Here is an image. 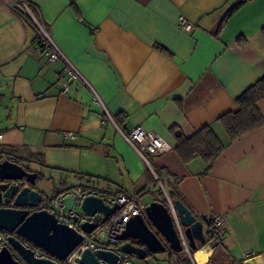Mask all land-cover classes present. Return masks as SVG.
Masks as SVG:
<instances>
[{"label":"crops","instance_id":"crops-1","mask_svg":"<svg viewBox=\"0 0 264 264\" xmlns=\"http://www.w3.org/2000/svg\"><path fill=\"white\" fill-rule=\"evenodd\" d=\"M16 1L0 0V145L40 156L43 166L35 164L56 194L91 186L132 195L151 177L116 127L159 134L171 150L154 156L153 165L179 178L173 190L181 201L205 223L225 218V235L203 264L247 258L264 264V125L229 144L218 121L264 75V0L242 6L218 35L235 0H22L30 5L26 27L11 9ZM29 14L115 125L87 89L73 83L60 91L63 65L37 51ZM180 17L192 24L191 33L178 25ZM258 109L264 119V99ZM206 125L226 145L208 170L200 158L180 159L173 132L188 137ZM200 248L187 253L192 264H200Z\"/></svg>","mask_w":264,"mask_h":264},{"label":"built area","instance_id":"built-area-1","mask_svg":"<svg viewBox=\"0 0 264 264\" xmlns=\"http://www.w3.org/2000/svg\"><path fill=\"white\" fill-rule=\"evenodd\" d=\"M15 5L25 14L29 13V4L22 0H17L11 5L13 11ZM29 16L36 32V40L39 44L37 51L45 56L47 61L62 63L63 65L61 78L58 82L60 91L66 93L73 83H76L79 88L87 89L92 96V101L104 111L108 120L114 124L112 117L108 115L105 110L103 101L96 94L92 86L54 43L41 22L36 20L30 14ZM178 25L188 33H191L193 30L192 24L187 22L183 17L179 18ZM116 129L136 152L147 175L151 177V181H146V184L141 191L132 195L124 193L113 195L91 186H75L56 194L52 200L42 198L37 209H44L52 213L59 223L66 224L74 232L80 235L81 242L64 260H59L51 256L49 253L35 247L27 240L16 237L25 247L34 252L36 258L46 259L52 261L54 264H80L77 260L85 250L106 251L115 255L116 258L114 264H130L131 258L135 257L134 255L125 254L121 251L120 248L124 242L121 241L119 237L126 229L128 221L136 215L143 214L146 206L151 201L162 203L172 214L181 236V243L188 253L187 242L181 233L176 212L174 210L173 200L170 197V191L171 189L173 190V187L175 183L178 182L179 178L174 177L163 170L157 169L153 165L152 160L154 156L171 150L170 144L159 134L144 130L140 126L131 127L126 131H122L117 127ZM66 137L72 140L77 138V136L72 133H66ZM1 139L2 134H0V141ZM147 193L151 194L153 197L150 202H146L143 199L144 195ZM67 197L73 199V205L69 211L65 209L63 204V200ZM89 197L100 199L109 209L115 206L116 209L108 216H105L99 211L87 213L82 210L81 206L83 201ZM194 214L196 215V213ZM196 217L202 221L197 215ZM204 224L206 225V234L208 237L204 246H208L212 252L220 244L225 235V218L221 215H216L211 218L210 222ZM83 225L92 226L93 229L87 233L83 231ZM9 237V233L0 230V251L2 249H7L11 253L12 258L17 261L18 264H26L10 245ZM245 262L251 263L250 259L247 258L236 261L235 264H244ZM99 263L108 264L103 260H99Z\"/></svg>","mask_w":264,"mask_h":264},{"label":"water","instance_id":"water-1","mask_svg":"<svg viewBox=\"0 0 264 264\" xmlns=\"http://www.w3.org/2000/svg\"><path fill=\"white\" fill-rule=\"evenodd\" d=\"M37 177V172L30 168L25 169L7 159L0 160V230L10 234V245L26 264H54L52 261L36 258L34 252L16 238L27 240L59 260H64L81 242L80 235L66 224L59 223L52 213L37 209L41 199L45 198L37 188V183L40 181ZM66 189L69 188L58 193ZM63 204L69 211L73 199L67 197L63 200ZM173 205L181 233L189 249L194 251L198 246H204L206 243L203 231L204 220L198 219L180 200H174ZM81 208L87 213L99 211L108 216L116 206L109 209L100 199L89 197L83 201ZM82 229L88 233L93 227L83 225ZM119 238L124 242L121 251L134 255L142 261L152 254L165 251L166 245L175 253L185 251L172 214L157 201H151L143 214L132 217ZM115 258L110 252L85 250L77 262L100 264L99 260H103L108 264H114ZM0 264H18V262L12 258L7 249H2Z\"/></svg>","mask_w":264,"mask_h":264},{"label":"trees","instance_id":"trees-1","mask_svg":"<svg viewBox=\"0 0 264 264\" xmlns=\"http://www.w3.org/2000/svg\"><path fill=\"white\" fill-rule=\"evenodd\" d=\"M250 1L252 0H235V3L223 15L214 32V35H218L230 17ZM14 11L23 19H26V14L16 5L14 6ZM262 99H264V75L236 98L235 111L227 112L218 118L219 123L228 137L229 144L237 141L240 137L253 131L254 129L264 125V119L258 109V102ZM173 132L176 140L175 151L180 159L184 162H188L195 157L200 158L201 161L206 164V170L211 167L213 162L220 156L226 147V145L219 140L209 125L198 129L188 137L184 136L178 130H174ZM4 159L19 164L25 169H29V166L27 164L24 165V162L39 163L43 166L42 158L36 154L30 153L26 147H7L0 145V160ZM37 174V179H41L42 175L38 172ZM170 197L173 201H181V198L172 189L170 191ZM210 221L211 219L208 222ZM205 237L207 240V234ZM200 247L201 246H198V248ZM165 251L168 254L166 259L168 264H192L188 256L183 255L182 252H172L167 245ZM195 251L196 250L193 252ZM193 252H191V255ZM211 263L212 261L208 264Z\"/></svg>","mask_w":264,"mask_h":264},{"label":"rangeland","instance_id":"rangeland-1","mask_svg":"<svg viewBox=\"0 0 264 264\" xmlns=\"http://www.w3.org/2000/svg\"><path fill=\"white\" fill-rule=\"evenodd\" d=\"M17 5V4H16ZM19 8V7H18ZM20 20L22 22V24L26 27V23L23 21L22 17H20ZM2 88L0 87V93H2ZM4 103L0 102V114H2L3 108H4ZM24 165H28L30 170L32 171H39L42 173L43 177L42 179L37 183V188L41 191V193L43 194V196L48 199V200H52L55 196V192L56 189L58 188L57 186H55L52 183L51 178L49 177L48 173H46V171H44L40 166H38L35 163H23ZM143 199L146 202H150L153 197L151 194L147 193L146 195H144ZM205 233V232H204ZM193 252L192 250H190V253ZM183 255L187 256V252L183 251L182 252ZM193 254V253H192ZM167 252L163 251V252H158L155 254H152L151 256H149L145 261L139 260L137 258H131L130 260V264H168L166 259H167ZM192 257V255H191Z\"/></svg>","mask_w":264,"mask_h":264},{"label":"bare ground","instance_id":"bare-ground-1","mask_svg":"<svg viewBox=\"0 0 264 264\" xmlns=\"http://www.w3.org/2000/svg\"><path fill=\"white\" fill-rule=\"evenodd\" d=\"M211 250L208 246H203L202 248H200V250H198V252L196 253V258L198 260V262L200 264H203L207 257L210 255Z\"/></svg>","mask_w":264,"mask_h":264},{"label":"flooded vegetation","instance_id":"flooded-vegetation-1","mask_svg":"<svg viewBox=\"0 0 264 264\" xmlns=\"http://www.w3.org/2000/svg\"><path fill=\"white\" fill-rule=\"evenodd\" d=\"M146 224L148 225V227L149 228H151V226L148 224V222L146 221ZM188 246V245H187ZM186 251V250H185ZM189 252H190V249H189V247H188V254H189ZM151 256V255H150Z\"/></svg>","mask_w":264,"mask_h":264},{"label":"clouds","instance_id":"clouds-1","mask_svg":"<svg viewBox=\"0 0 264 264\" xmlns=\"http://www.w3.org/2000/svg\"><path fill=\"white\" fill-rule=\"evenodd\" d=\"M203 247V246H202ZM197 249H199L198 247H197Z\"/></svg>","mask_w":264,"mask_h":264}]
</instances>
